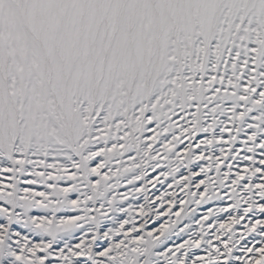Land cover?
Masks as SVG:
<instances>
[{
  "label": "snow or ice",
  "instance_id": "6c2138e0",
  "mask_svg": "<svg viewBox=\"0 0 264 264\" xmlns=\"http://www.w3.org/2000/svg\"><path fill=\"white\" fill-rule=\"evenodd\" d=\"M0 264H264V0H0Z\"/></svg>",
  "mask_w": 264,
  "mask_h": 264
}]
</instances>
